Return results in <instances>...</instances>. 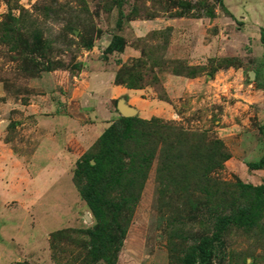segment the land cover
<instances>
[{"label": "rangeland", "instance_id": "1", "mask_svg": "<svg viewBox=\"0 0 264 264\" xmlns=\"http://www.w3.org/2000/svg\"><path fill=\"white\" fill-rule=\"evenodd\" d=\"M239 1L0 0V138L20 156L31 155L43 134L70 142L75 148L69 161L63 158L61 178L64 182L70 175L73 184L76 160L83 153H95L99 123L106 127L121 117L119 102L133 116L156 118L191 135L194 144L205 136L218 138L225 158L209 177L231 200L237 198L238 182L264 185V166L246 167L264 151V57L246 37L252 36L254 26L248 33L231 13L250 19L249 5L264 0ZM208 12L213 17L207 18ZM8 23L25 35L40 33L51 48L37 62L48 60L58 67L36 77L24 75L11 43L2 41V25ZM113 36L121 37L122 49L107 53ZM115 74L118 81L138 87L116 85ZM108 76L112 85L130 95L98 108L90 95L99 93ZM156 165L157 157L115 264H181L193 240L210 235L206 226L189 221V204L156 198ZM45 175L39 173L32 185L28 179L33 180V173L30 178L15 174L11 204H0L1 235L13 239L9 248L15 255L36 252L30 263L24 258L19 264H79V246L88 241L84 230L93 219H87L90 213L79 195L71 202L64 186L48 188ZM51 198L63 201L55 207L63 222L58 230L66 229L52 247L49 233L46 243L42 236L43 228L51 227V221L44 220V209L54 208ZM211 264H264V206L255 227H230L222 234Z\"/></svg>", "mask_w": 264, "mask_h": 264}, {"label": "trees", "instance_id": "2", "mask_svg": "<svg viewBox=\"0 0 264 264\" xmlns=\"http://www.w3.org/2000/svg\"><path fill=\"white\" fill-rule=\"evenodd\" d=\"M220 7L223 8V5L220 4ZM213 15V12H208L206 17ZM2 26V41L11 43L10 49L16 55L14 59L21 62L20 71L24 75L36 77L42 71L48 72L58 67L48 60L37 62L39 58L45 59L51 48L40 33L25 35L12 24ZM258 35L264 50V27L259 28ZM121 49V37L113 36L105 51L120 52ZM117 78L118 74H115L116 85L124 84L129 89L138 87ZM262 129L264 131V127ZM155 157L156 198L175 199L182 205L189 204V221L210 230L209 236L193 240L180 259L181 264H211L221 236L227 229L253 228L257 225L264 206V185L238 182L234 186L237 193L234 201L226 197L220 191V185L209 177L225 158L218 138L205 136L194 144L191 135L176 131L172 125L159 119L119 117L99 134L95 153H83L76 160L72 172V182L93 219V225L84 230L88 241L79 246V264L116 263ZM263 166L264 151L257 161L246 164L249 170H260ZM64 230L49 233L50 247L54 238Z\"/></svg>", "mask_w": 264, "mask_h": 264}, {"label": "crops", "instance_id": "3", "mask_svg": "<svg viewBox=\"0 0 264 264\" xmlns=\"http://www.w3.org/2000/svg\"><path fill=\"white\" fill-rule=\"evenodd\" d=\"M241 1L242 0H240L239 2ZM250 2L251 1L249 0L248 3ZM234 9L235 12L239 13V9L237 10L236 7ZM249 10H251L250 12H253L252 15H250V19H248L246 16L245 17L240 16V14L236 15L233 11L231 13L234 17H239L238 19L244 22L243 26L245 30L248 31V33L251 30V27L254 26V31L250 33V35L252 36L246 34L247 35L246 37H249L250 41L254 44L256 50L259 51V57L262 58L264 57V50L262 48L260 49L258 46V44L260 45L258 39L259 36L258 30L260 27H264V2L260 4V3H254L252 1V4L249 5ZM111 80L112 77L108 76L107 83L100 88L99 93H95V94L93 93L92 95H90L92 101L95 103V105L98 108H101V106H103L105 102H108L111 99L117 98L122 95L124 96L130 95L128 90H125L120 86L112 85L110 83ZM1 121L2 120H0V122ZM6 123L7 121L3 120V127L4 125H6ZM99 127L101 133L105 128L104 123H99ZM93 128L95 129V127ZM31 140L32 139H30L29 141ZM71 141L73 142L75 140H71ZM35 142H37L36 145H34L35 150L31 155L27 156L23 154L22 156H20L16 151L11 149L9 143L6 142L4 143L0 138V204H2L3 207L8 208L9 205L11 204V201L13 200V198L10 197V194L12 193L13 190L12 188H14V184L16 182L15 174L16 176H20L22 173H24V175L27 176V178H30L29 177L30 173H33L35 175L33 180L28 179V181H30L32 185H35L34 179L39 177V173L49 174L47 176L45 175V178L48 179L49 180L48 182L50 183L48 188H55V191H57L58 186H60L61 189L64 186L65 189L67 190V193L69 194L71 202H73L74 199L78 200V194L74 189L73 184L70 181V175L66 176L64 182H63L64 179L61 178L62 177L61 174L64 172L63 170L65 166L63 158L65 157L69 161L70 160L69 154H71V151L75 147H72L71 144L68 145V143L70 142H65L63 144V143H59L57 140H53L52 138L48 139L46 134H43ZM31 193L32 192L29 193L27 198H31L30 195ZM50 202L51 205L54 206V208L51 207V210L49 212H47L46 209H44V216H45L44 220L48 222L51 221V223L50 224L48 223L47 225L51 227L49 229L48 227L47 229L43 228L42 230V236L45 243H46L45 236L48 233H50L51 231L61 229L63 227L62 219L59 220V217L62 218V215H58L59 212L58 208L55 207L57 205L58 207L59 206L61 207L63 201H61V199L58 201L56 198H53L52 200L51 198ZM90 217H91L90 215L87 216V219H90ZM56 224H58V226H55ZM12 241L13 239L11 237H6L4 235H1V229H0V264H19L21 262L20 260L24 258L29 259V263H30L31 262L30 259L34 256L36 252L33 251L28 256L25 255V257L21 255H15L12 252L11 248H9V245Z\"/></svg>", "mask_w": 264, "mask_h": 264}, {"label": "water", "instance_id": "4", "mask_svg": "<svg viewBox=\"0 0 264 264\" xmlns=\"http://www.w3.org/2000/svg\"><path fill=\"white\" fill-rule=\"evenodd\" d=\"M250 75L252 76L253 73L251 72ZM116 109L118 113L121 115V117L127 118V117H133L134 115V112L131 109L122 106L119 102L116 105Z\"/></svg>", "mask_w": 264, "mask_h": 264}]
</instances>
